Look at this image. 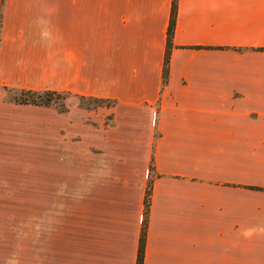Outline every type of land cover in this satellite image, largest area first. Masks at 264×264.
Here are the masks:
<instances>
[{
	"label": "crops",
	"instance_id": "1",
	"mask_svg": "<svg viewBox=\"0 0 264 264\" xmlns=\"http://www.w3.org/2000/svg\"><path fill=\"white\" fill-rule=\"evenodd\" d=\"M172 8L0 0V264H264V0H178L164 84Z\"/></svg>",
	"mask_w": 264,
	"mask_h": 264
},
{
	"label": "trees",
	"instance_id": "2",
	"mask_svg": "<svg viewBox=\"0 0 264 264\" xmlns=\"http://www.w3.org/2000/svg\"><path fill=\"white\" fill-rule=\"evenodd\" d=\"M177 6H178V0H173V8H172V18L170 25L168 27V40H167V52H166V58L164 63V70H163V83L165 84L168 79L169 75V64H170V50L173 46L172 37L174 34V28H175V18H176V12H177ZM11 93L13 96V100L19 103H30V104H37V105H45V106H61L64 107V100L68 93H62L57 91H34V90H14L11 89ZM89 99V98H88ZM92 100L100 101V99L92 97ZM150 196H151V186L150 183L148 185V189L146 190V196H145V210H144V216L145 220L148 216L149 209H150ZM145 226L144 230L142 232V239H141V246H140V253H139V260L138 264H143V256L145 251Z\"/></svg>",
	"mask_w": 264,
	"mask_h": 264
},
{
	"label": "rangeland",
	"instance_id": "3",
	"mask_svg": "<svg viewBox=\"0 0 264 264\" xmlns=\"http://www.w3.org/2000/svg\"><path fill=\"white\" fill-rule=\"evenodd\" d=\"M78 163L81 166L84 164V156H83V154H80V156H78ZM77 184H78L77 195L78 196H84L85 195V191H84V173H83L82 169H80V172L78 173V182H77Z\"/></svg>",
	"mask_w": 264,
	"mask_h": 264
}]
</instances>
